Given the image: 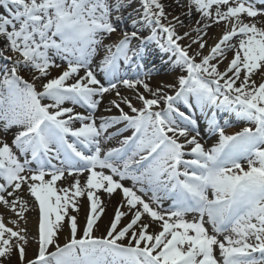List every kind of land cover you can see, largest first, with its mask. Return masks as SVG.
<instances>
[{"label":"snow or ice","instance_id":"snow-or-ice-1","mask_svg":"<svg viewBox=\"0 0 264 264\" xmlns=\"http://www.w3.org/2000/svg\"><path fill=\"white\" fill-rule=\"evenodd\" d=\"M172 5L0 0V264H264V0Z\"/></svg>","mask_w":264,"mask_h":264},{"label":"bare ground","instance_id":"bare-ground-1","mask_svg":"<svg viewBox=\"0 0 264 264\" xmlns=\"http://www.w3.org/2000/svg\"><path fill=\"white\" fill-rule=\"evenodd\" d=\"M163 2L166 5H168V6H170V4H172V0H163ZM213 31H216V30L213 29ZM185 43H187V41H185ZM153 50L154 51H158L157 49H153ZM153 59H156L157 60V64L159 65V63H160L159 59L156 58V57H153ZM169 72H170V70H169ZM54 74H56V73H54ZM155 81H166V82L167 81H172V82H174V73L172 75H170V74H162L160 76H156L155 77ZM126 94H129V93H126ZM104 103L106 104L107 103V100H105ZM102 108H103V105L101 106V109ZM236 121L237 120L235 118H232L231 121H230V123L232 124V123H235ZM236 127H237L236 125H232V127H230V128H233V129L228 130V131L229 132H235V131H239L241 129V127H237V128ZM125 134L127 135V134H130V133H125ZM204 135H205V139L208 138V136L206 134H204ZM213 142H214V138L212 140H210L208 142V144L210 145ZM58 183H61V182H58ZM118 200H119V196H116V197L113 198V200L109 204V208L107 210L106 215L104 217H102V223H101L100 233H97L98 235L99 234H102L103 232L106 231L107 225L109 223V219L112 216V212H113L114 205L117 203ZM0 207H1L0 208V210H1L0 212L5 215V219L6 220L9 219V217L10 218H14L12 215H8L7 211L4 209V207L2 205H0ZM85 211H86V209H85ZM31 214L32 215L29 216V227H31L33 229V231H34L35 230V224H36V213L35 212H31ZM81 223H83V212L81 214Z\"/></svg>","mask_w":264,"mask_h":264},{"label":"rangeland","instance_id":"rangeland-1","mask_svg":"<svg viewBox=\"0 0 264 264\" xmlns=\"http://www.w3.org/2000/svg\"><path fill=\"white\" fill-rule=\"evenodd\" d=\"M167 10H169V11H178L177 9H175L174 8V6L172 5V4H170V8L169 9H167ZM183 31V30H182ZM170 75H172V74H170ZM237 125H245V124H243V123H241V122H239ZM231 129H233V128H229L228 130H231ZM1 208V207H0ZM1 211V210H0ZM1 213V212H0ZM7 213H8V215H12L13 216V214L11 213V211L10 210H7ZM30 215H32L31 213H28V216H30ZM10 218V217H9ZM105 231V230H104ZM104 233V232H103Z\"/></svg>","mask_w":264,"mask_h":264}]
</instances>
